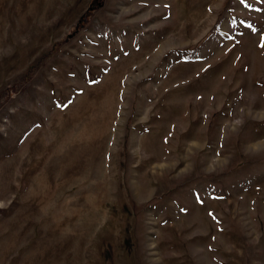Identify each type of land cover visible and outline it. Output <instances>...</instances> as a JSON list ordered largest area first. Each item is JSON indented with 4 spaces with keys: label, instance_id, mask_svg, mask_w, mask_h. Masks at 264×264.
Masks as SVG:
<instances>
[{
    "label": "rangeland",
    "instance_id": "1",
    "mask_svg": "<svg viewBox=\"0 0 264 264\" xmlns=\"http://www.w3.org/2000/svg\"><path fill=\"white\" fill-rule=\"evenodd\" d=\"M264 0H0V264H264Z\"/></svg>",
    "mask_w": 264,
    "mask_h": 264
},
{
    "label": "snow or ice",
    "instance_id": "2",
    "mask_svg": "<svg viewBox=\"0 0 264 264\" xmlns=\"http://www.w3.org/2000/svg\"><path fill=\"white\" fill-rule=\"evenodd\" d=\"M262 47H264V45H262Z\"/></svg>",
    "mask_w": 264,
    "mask_h": 264
}]
</instances>
